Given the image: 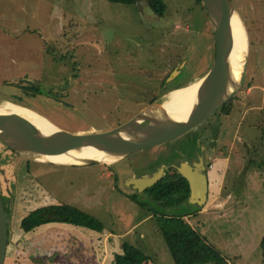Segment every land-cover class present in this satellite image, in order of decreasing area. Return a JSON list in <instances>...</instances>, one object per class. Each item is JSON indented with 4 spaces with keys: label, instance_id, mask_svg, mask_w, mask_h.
I'll use <instances>...</instances> for the list:
<instances>
[{
    "label": "rangeland",
    "instance_id": "374dc122",
    "mask_svg": "<svg viewBox=\"0 0 264 264\" xmlns=\"http://www.w3.org/2000/svg\"><path fill=\"white\" fill-rule=\"evenodd\" d=\"M146 1L124 5L108 0H0V104L28 107L72 133L103 132L138 111L133 94L144 85L158 90L159 80L177 69L180 73L169 88L206 75L215 47L202 6L196 0H164L163 17L153 18L146 14ZM232 3L249 32L245 80L254 76V81L252 95L236 93L229 115L215 110L183 135L111 167L26 166L0 143V186L12 233L7 264L14 258H21L22 264L67 261L65 256L45 254L52 245L63 247L65 237L47 243L52 236L44 225L38 232L20 233L35 225L26 224V219L45 203L74 205L102 222L101 233L82 228L90 235L88 255L92 236L111 237L107 252L102 249L96 256L98 264H121L123 241L152 259L145 264H174L156 220L171 215H188L189 225L227 264H264V0ZM31 85L38 86V92L23 89ZM213 137L217 151H224L213 156L218 161L213 169L222 173L210 175L211 196L201 211L190 203L163 206L126 187L130 177L185 160L194 145ZM36 168L43 176L34 181ZM233 190L236 196L224 203ZM68 241L77 246V239Z\"/></svg>",
    "mask_w": 264,
    "mask_h": 264
},
{
    "label": "water",
    "instance_id": "95a60500",
    "mask_svg": "<svg viewBox=\"0 0 264 264\" xmlns=\"http://www.w3.org/2000/svg\"><path fill=\"white\" fill-rule=\"evenodd\" d=\"M201 2L213 34L215 56L206 75L184 86L197 83L194 98L182 116H175L169 107L170 97L161 103L145 106L113 129L72 133L28 107L4 102L0 104V143L29 162L52 166L99 164L111 167L137 151L161 145L188 132L241 90L250 58L249 32L232 0ZM10 106L31 111L46 122V127H40ZM201 170L202 162L194 164L193 168L183 163L179 169L190 185L189 203L198 209L204 207L207 200V180ZM164 174V167H161L153 175L131 177L127 179L126 187L142 193L158 184ZM7 242V215L0 192V264L5 262Z\"/></svg>",
    "mask_w": 264,
    "mask_h": 264
},
{
    "label": "trees",
    "instance_id": "16d2710c",
    "mask_svg": "<svg viewBox=\"0 0 264 264\" xmlns=\"http://www.w3.org/2000/svg\"><path fill=\"white\" fill-rule=\"evenodd\" d=\"M114 4L130 5L135 4L138 0H108ZM149 7L157 11L159 14L164 15L166 11V3L164 0H147ZM197 4L202 6L201 0H196ZM205 10V9H204ZM215 56V53H214ZM254 76H250V80H245L242 89L239 92L245 93L247 88L252 87ZM245 87V88H244ZM38 86L31 85L25 86V90H37ZM244 88V89H243ZM238 92V93H239ZM238 94L229 100L226 104L220 107L221 113L229 115L233 108V100ZM247 95V94H245ZM249 95V94H248ZM252 95V94H250ZM249 104L253 103L249 101ZM175 172V171H173ZM175 176L166 178L160 181L151 189H148L147 194L151 195L155 202H161L163 206L184 204L189 196L188 182L183 179L182 184L180 181H174ZM129 199L136 202L134 195L129 196ZM200 211V209H195ZM42 217L47 221H54L58 223L71 224L76 227L91 229L96 232H103L105 230L102 222L95 216L79 209L74 205L63 204L56 206L52 209L42 210ZM188 215H171V216H158L156 217L161 234L164 236L165 242L168 246L169 252L172 256L174 264H227L222 256L213 250L197 230L192 228L186 220ZM26 224H35L24 230H31L33 227L44 225L45 221H36L33 216L29 214ZM37 224V225H36ZM261 243L264 246V235L261 237ZM121 264H145L152 262V259L145 255L135 245L128 241L122 242V259Z\"/></svg>",
    "mask_w": 264,
    "mask_h": 264
},
{
    "label": "flooded vegetation",
    "instance_id": "af4514ba",
    "mask_svg": "<svg viewBox=\"0 0 264 264\" xmlns=\"http://www.w3.org/2000/svg\"><path fill=\"white\" fill-rule=\"evenodd\" d=\"M144 3H145L144 4L145 11L146 12L148 11V13H151V14H148V13L145 12L148 17H153V18L154 17L155 18L156 17H163V15L159 14L157 11H155L154 9H152L151 7H149V3L147 1L144 2ZM177 73H180L179 69H177V71L173 70L167 76L161 78L159 80V84H158L159 85V88H158V90H156V87H153L151 85H148V86L144 85L143 88L140 90L139 93L133 94L132 103H134L136 106H138V111L141 110L142 108H144L145 106L149 105V104H152V103H161V102L167 100L169 98V96H170V93L173 90H175L177 88H181V87L186 86V85H184V86H177L176 85V87L169 88V85L170 84L169 85H167V84L168 83H171L175 79V77L173 78V76L175 74H177ZM18 89L20 90L21 88H18ZM216 110H220V107H219V109H216ZM220 113H221V110H220ZM133 115L134 114H132L130 116V118ZM128 119L129 118L121 121V123H119L118 125L122 124L123 122H125ZM208 127H209V125H208ZM206 141H207L206 144H202L201 142H199L198 144H196L197 146L194 145V147L190 149L189 154L188 155H185L186 156V159L185 160H176V161H173V162H170V163H167V164L159 165L153 171H149V172L142 173V174H140V175H138L136 177L143 176V175H153L161 167H164L165 174L163 175L162 180L163 179H166V178H172L173 175H174L175 176V179H173V180L174 181H180V184H182V180L185 179V178L182 176V174L179 171V169L181 168V165L183 163H185V164L190 165L193 168V165L194 164H199L200 162H202L203 170H201V172H202L203 176L207 180V200H206V203H209V197L211 196V181H212V180H210V178H211L210 175L216 174V173L219 174V175L221 174L218 170H216L217 167L215 169H213V163L214 162H216V164L218 166V161H216V160L214 161L213 156L216 153L217 154H219V153L220 154L221 153L224 154V151L221 150V149L217 151V148L214 145V143L216 141L215 137H213L210 141H209V138H208ZM12 153H13V151H12ZM219 159H222V158H219ZM29 163H31V162L24 161V164L26 166H29ZM173 171H175V172H173ZM26 173H27L26 175H29L30 174L29 171H28V169H27ZM42 176L43 175L41 174V172L39 170H37V168L32 172V177L34 178V181H37V179H39ZM129 177H127V178H129ZM217 181L218 180H216V182ZM188 185H189V182H188ZM151 188H148V189H151ZM148 189H146L145 191H143L140 194L146 196L149 199V198H152V197H151V195L147 194ZM129 190H131V189H129ZM0 192H1V198H2V189H1V186H0ZM235 193L236 192H234V190L228 192L226 194L225 198H224V200H226L224 203H231L233 197L236 196ZM189 197H190V185H189V196H188L187 201L186 202L185 201L184 202L182 201L180 203H189ZM2 201H3V199H2ZM156 203H161V202H156ZM61 205H63V204H61V203H45V205H41V206H38L35 209H33L31 211V213H29V214H31V216H33V219H35L36 221L40 220V221H45V222L58 223V222H54V221H50V220L47 221L46 219H44L42 217V214H43L42 210H44V209L48 210V208L49 209H52V208H54L56 206H61ZM202 208H200V209H202ZM194 209H197V208L194 207ZM6 215H7V223H8V242H7V250H6V256H5V262H4V264H7V259L9 258L8 257V254H9V251L8 250L10 249V246H9L10 245L9 242H10V238H11L10 235L12 236V233L10 231V225H9V213L7 212V210H6ZM45 224H47V223H45ZM36 228L38 229L37 226L36 227H33L31 229V230H34V231H31V230H29V231H27V230L20 231V229H18V230L20 231L21 234H26V233L29 234V233H35V232H37L36 231ZM8 264H22L21 263V258H19V259H15L14 258L13 259V263H8Z\"/></svg>",
    "mask_w": 264,
    "mask_h": 264
},
{
    "label": "crops",
    "instance_id": "0c3cea01",
    "mask_svg": "<svg viewBox=\"0 0 264 264\" xmlns=\"http://www.w3.org/2000/svg\"><path fill=\"white\" fill-rule=\"evenodd\" d=\"M250 92V93H249ZM245 94H252V88L250 87L247 92H245ZM220 165L222 166L223 163L219 162ZM220 173H222L220 171ZM44 226H46L47 230H48V234H51V238L50 239H47V243H51V239H52V243H56L57 242V239L56 237L58 236H62L63 238L65 237L64 239V243L63 244V247H59V245L55 246V245H52L50 247H47V250H46V257L48 256H57V257H60V256H65L63 258H66L65 260H67L66 262H61L59 260H56L54 263L52 264H55L57 262V264H81L82 262L84 264H98L96 262V256H98V254L101 252L102 249L105 250V252H107L106 250V247H107V244H108V240L111 239V237H108L106 236L105 239H101V238H97L94 236L91 237V243H89V249H91V253L90 255H92L95 259L94 260H91L90 261L88 260V257L90 255L87 254L88 252V239L90 238V235H88L89 233L87 231H83L84 229H82V227H74L76 228L75 230H72L71 228H73L71 224H63V223H47L45 224ZM56 228H62L61 230H56ZM66 229H70V230H66ZM38 232V231H37ZM61 232H64L63 235H61L60 233ZM24 234H22L23 236ZM22 238V237H21ZM39 237H37L38 239ZM77 239L78 240V243H77V246H74L72 241H68V239ZM100 239L99 240V243H96L97 239ZM101 240H102V244H101ZM103 243H105L106 245H103ZM86 244V245H85ZM86 246V247H85ZM79 249L83 250V254H81V252L79 251ZM99 251V252H98ZM76 253H78V256L79 257H82V258H77L75 255ZM107 255V254H106ZM55 258V257H54ZM51 258H48L47 261H50ZM102 259V257H101Z\"/></svg>",
    "mask_w": 264,
    "mask_h": 264
},
{
    "label": "bare ground",
    "instance_id": "6f19581e",
    "mask_svg": "<svg viewBox=\"0 0 264 264\" xmlns=\"http://www.w3.org/2000/svg\"><path fill=\"white\" fill-rule=\"evenodd\" d=\"M196 86H197V83H193L188 87L181 88L179 90H175L174 92L171 93L172 94L171 95V103H170L169 107L173 110V112L176 113V115L174 114L175 116H177V115H178V117L182 116L183 111L187 110L189 108L190 103L192 102V100L194 98ZM14 107H15V109H18V111H20L27 118L34 121L40 127H46V122L43 119L37 117L31 111H29L25 108H20V107H16V106H14ZM50 159L55 160L57 162L64 161V159H61V158H50Z\"/></svg>",
    "mask_w": 264,
    "mask_h": 264
}]
</instances>
